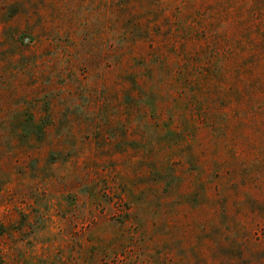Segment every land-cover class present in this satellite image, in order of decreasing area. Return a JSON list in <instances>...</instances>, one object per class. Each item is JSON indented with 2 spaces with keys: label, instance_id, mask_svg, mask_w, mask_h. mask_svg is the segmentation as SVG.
<instances>
[{
  "label": "rangeland",
  "instance_id": "374dc122",
  "mask_svg": "<svg viewBox=\"0 0 264 264\" xmlns=\"http://www.w3.org/2000/svg\"><path fill=\"white\" fill-rule=\"evenodd\" d=\"M0 264H264V0H0Z\"/></svg>",
  "mask_w": 264,
  "mask_h": 264
}]
</instances>
